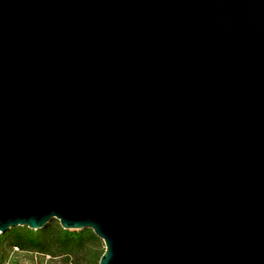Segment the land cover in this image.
Listing matches in <instances>:
<instances>
[{
	"label": "water",
	"instance_id": "1",
	"mask_svg": "<svg viewBox=\"0 0 264 264\" xmlns=\"http://www.w3.org/2000/svg\"><path fill=\"white\" fill-rule=\"evenodd\" d=\"M54 219L264 264V0H0V235Z\"/></svg>",
	"mask_w": 264,
	"mask_h": 264
},
{
	"label": "trees",
	"instance_id": "2",
	"mask_svg": "<svg viewBox=\"0 0 264 264\" xmlns=\"http://www.w3.org/2000/svg\"><path fill=\"white\" fill-rule=\"evenodd\" d=\"M105 250L93 230H65L56 219L38 231L16 227L0 235V264H100Z\"/></svg>",
	"mask_w": 264,
	"mask_h": 264
},
{
	"label": "rangeland",
	"instance_id": "3",
	"mask_svg": "<svg viewBox=\"0 0 264 264\" xmlns=\"http://www.w3.org/2000/svg\"><path fill=\"white\" fill-rule=\"evenodd\" d=\"M27 264H31V263H27Z\"/></svg>",
	"mask_w": 264,
	"mask_h": 264
}]
</instances>
